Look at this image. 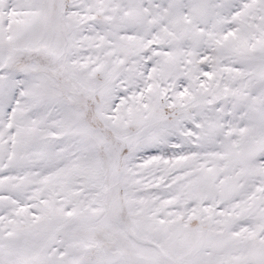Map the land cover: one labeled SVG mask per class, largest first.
I'll list each match as a JSON object with an SVG mask.
<instances>
[{
    "label": "snow or ice",
    "instance_id": "snow-or-ice-1",
    "mask_svg": "<svg viewBox=\"0 0 264 264\" xmlns=\"http://www.w3.org/2000/svg\"><path fill=\"white\" fill-rule=\"evenodd\" d=\"M0 264H264V0H0Z\"/></svg>",
    "mask_w": 264,
    "mask_h": 264
}]
</instances>
